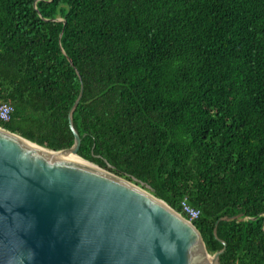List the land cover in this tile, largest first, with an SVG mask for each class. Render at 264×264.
Wrapping results in <instances>:
<instances>
[{
    "label": "trees",
    "instance_id": "1",
    "mask_svg": "<svg viewBox=\"0 0 264 264\" xmlns=\"http://www.w3.org/2000/svg\"><path fill=\"white\" fill-rule=\"evenodd\" d=\"M81 84L78 157L264 264V0H0V128L71 148Z\"/></svg>",
    "mask_w": 264,
    "mask_h": 264
},
{
    "label": "water",
    "instance_id": "2",
    "mask_svg": "<svg viewBox=\"0 0 264 264\" xmlns=\"http://www.w3.org/2000/svg\"><path fill=\"white\" fill-rule=\"evenodd\" d=\"M82 93L81 84L68 113L69 149L50 151L0 128V264H220L226 244L217 224L223 247L211 255L150 186L78 157L72 117Z\"/></svg>",
    "mask_w": 264,
    "mask_h": 264
},
{
    "label": "built area",
    "instance_id": "3",
    "mask_svg": "<svg viewBox=\"0 0 264 264\" xmlns=\"http://www.w3.org/2000/svg\"><path fill=\"white\" fill-rule=\"evenodd\" d=\"M13 113V108L8 104H0V122H8L11 118V114ZM182 206V212L186 215V217H183L187 220L189 223H192L195 219H197L199 213L195 209L189 207L186 205L185 202L181 203Z\"/></svg>",
    "mask_w": 264,
    "mask_h": 264
},
{
    "label": "bare ground",
    "instance_id": "4",
    "mask_svg": "<svg viewBox=\"0 0 264 264\" xmlns=\"http://www.w3.org/2000/svg\"><path fill=\"white\" fill-rule=\"evenodd\" d=\"M59 156H62L64 157V154L63 153H58ZM68 159L72 160V161H76V162H82L80 159H78L77 157H74V156H71V155H68Z\"/></svg>",
    "mask_w": 264,
    "mask_h": 264
}]
</instances>
